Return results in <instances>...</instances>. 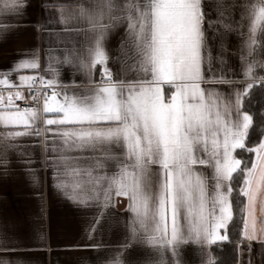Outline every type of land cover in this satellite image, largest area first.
Instances as JSON below:
<instances>
[{
    "label": "snow or ice",
    "instance_id": "6c2138e0",
    "mask_svg": "<svg viewBox=\"0 0 264 264\" xmlns=\"http://www.w3.org/2000/svg\"><path fill=\"white\" fill-rule=\"evenodd\" d=\"M27 6V0H4L0 13L22 16ZM232 8L235 5L224 0H216L215 15L206 10L204 0H88L77 10L60 7L66 31L84 30L91 37L86 52L67 49L58 61L84 75L83 91L69 94L70 85L39 72L18 75L19 83L13 82V73L41 69L35 51L32 59L21 60L0 79L7 92L6 104L0 92V125L5 128L0 161L7 163L9 153L21 148L20 138L37 137L44 153L51 140L52 156L46 164L52 169L54 192L77 206L96 201L101 217L113 206V196L128 199L126 241L106 264H193L186 257L188 246L196 264H217L212 248L229 240V197L241 172L239 194L246 198L241 235L264 242V221L257 228L255 215L259 194L264 216V113L260 138L250 145L254 116L244 108L257 84L264 93V75H256L257 67L264 70V61L242 55L240 78L231 68L215 67L227 64L225 34L239 31V22L230 21ZM244 12V48L247 57H254L257 34L264 35V0L245 4ZM118 27L124 29L118 51L132 61L135 78H119L109 66L105 42ZM217 41L223 48L219 53L213 51ZM54 59L50 51L48 60ZM97 68L99 82L93 79ZM45 71H52L51 63ZM24 87L33 101L43 96L42 111L54 118L15 104L25 99ZM69 169L87 177L90 195L68 192L61 174ZM8 243L0 239L4 250H9ZM138 244H146L151 252L135 256Z\"/></svg>",
    "mask_w": 264,
    "mask_h": 264
},
{
    "label": "crops",
    "instance_id": "0c3cea01",
    "mask_svg": "<svg viewBox=\"0 0 264 264\" xmlns=\"http://www.w3.org/2000/svg\"><path fill=\"white\" fill-rule=\"evenodd\" d=\"M3 2L0 0V7ZM224 2L235 5V8L229 10V16L233 24L239 22V31L225 34L223 44L227 50V64L222 66L216 63L215 67L217 70L224 67L226 71L231 68L235 76L240 78L241 56L253 59L247 57L244 48L247 37V22L242 20L245 15L244 5L255 3L256 0ZM87 3L88 0H27L28 6L22 16L0 13V25H18L11 29L0 27V79L21 60L32 59L35 51L41 69H25L13 73L9 77L13 82L19 83L18 75H36L39 72L45 79L55 78L62 85H70L66 89L69 94L82 92L86 83L84 75L58 61H62L67 49L86 52L91 37L84 30L66 31L60 23L59 8L77 10ZM204 3L206 10L215 15L216 0H204ZM79 25L81 29L87 27L83 21ZM123 32L122 27L111 31L105 47L114 75L131 79L136 75L132 61L122 57L118 51ZM50 51L55 57L51 62L48 60ZM213 51H223L219 41L213 43ZM49 63L52 71H45ZM93 79L96 82L100 80L98 68L94 70ZM164 88L167 90L168 85ZM222 90L227 91V86H222ZM0 92L7 97L2 86ZM42 108H39L41 116L54 118L53 114H44ZM41 127H44L42 122ZM4 130V125H0V138ZM47 135L51 136V133ZM19 143L21 148L9 153L7 163L0 161V239L9 240V250H4L5 246L0 244V264H106L126 241V222L131 216L128 199L113 196V206L104 210L103 217L95 207L96 201H90L89 206H77L52 188V169L46 164L52 156L51 140L46 153L42 152L39 139L35 136L20 138ZM27 160L33 163H24ZM61 179L68 185L69 193L75 191L84 196L91 194L86 184L87 177L77 176L69 169L61 174ZM256 218L259 228L264 216L257 215ZM224 231L221 229V233ZM150 252L146 244H138L134 255L143 258ZM186 257L196 264L191 246L186 249ZM238 264H264V242L244 239L238 250Z\"/></svg>",
    "mask_w": 264,
    "mask_h": 264
},
{
    "label": "trees",
    "instance_id": "16d2710c",
    "mask_svg": "<svg viewBox=\"0 0 264 264\" xmlns=\"http://www.w3.org/2000/svg\"><path fill=\"white\" fill-rule=\"evenodd\" d=\"M253 59H255L258 63L264 61V35L260 33L257 34L256 53ZM256 75L257 77L264 75V70L257 67ZM244 108L254 116V127L256 130L255 132L250 130L249 144L251 145L260 138V116L261 113H264V93L261 92L258 84L253 90L251 98L245 99ZM237 152L239 153L240 150H237ZM242 155L245 159L249 160L248 166L250 167L251 164L249 154L244 152ZM233 175L236 176V174ZM233 183L234 192L229 197L230 202L233 205L232 220L229 221L227 228L229 240L218 242L212 248L217 264H238V250L240 245L244 242V238L241 235L243 230L242 209L246 202V198L239 194V188L243 184L242 172L236 177Z\"/></svg>",
    "mask_w": 264,
    "mask_h": 264
},
{
    "label": "built area",
    "instance_id": "2783aa9c",
    "mask_svg": "<svg viewBox=\"0 0 264 264\" xmlns=\"http://www.w3.org/2000/svg\"><path fill=\"white\" fill-rule=\"evenodd\" d=\"M38 87H39L38 83H37V85H34L33 95L35 94V91ZM48 91L50 92L51 89H48ZM22 92H23L25 99L15 101V104H17L21 109H23L25 107H34V108L39 109L43 106V96L42 95L38 101H33L29 95V90L27 87ZM4 97H5V104H6L7 97L6 96H4Z\"/></svg>",
    "mask_w": 264,
    "mask_h": 264
},
{
    "label": "rangeland",
    "instance_id": "374dc122",
    "mask_svg": "<svg viewBox=\"0 0 264 264\" xmlns=\"http://www.w3.org/2000/svg\"><path fill=\"white\" fill-rule=\"evenodd\" d=\"M260 199H261V196L258 194V202H257V205H256V213H255L256 217H257V215L258 216H262L261 212H260V207H259L260 206V203H259Z\"/></svg>",
    "mask_w": 264,
    "mask_h": 264
}]
</instances>
